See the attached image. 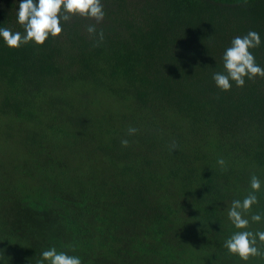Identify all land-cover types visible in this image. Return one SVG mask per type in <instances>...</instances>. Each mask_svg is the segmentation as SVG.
I'll use <instances>...</instances> for the list:
<instances>
[{
  "label": "trees",
  "instance_id": "1",
  "mask_svg": "<svg viewBox=\"0 0 264 264\" xmlns=\"http://www.w3.org/2000/svg\"><path fill=\"white\" fill-rule=\"evenodd\" d=\"M19 3L0 0V26L23 33ZM102 4L103 21L73 16L42 46L0 41V264L49 247L82 264H264L224 247L252 176L245 216L264 215V78H212L249 31L264 67V0Z\"/></svg>",
  "mask_w": 264,
  "mask_h": 264
},
{
  "label": "clouds",
  "instance_id": "2",
  "mask_svg": "<svg viewBox=\"0 0 264 264\" xmlns=\"http://www.w3.org/2000/svg\"><path fill=\"white\" fill-rule=\"evenodd\" d=\"M102 0H20L16 11V23L23 28L20 31H12L10 28L0 26V41L11 49H19L26 44L37 47L44 45L50 37H59L62 33V22L68 21L73 16L93 19L97 23L105 18ZM87 32L104 38L103 31L97 33L95 25H89ZM261 36L256 31H249L245 36H237L231 41V46L224 51L223 71L213 74L215 86L221 91H229L233 84L243 87L245 81L255 78H264V67L256 63L252 49L260 47ZM136 129L129 128V134H134ZM123 146L128 141L123 140ZM217 163L225 165L221 158ZM251 191L242 200L232 201L228 209V219L237 231L225 240L224 247L228 253L247 262L250 258L264 255L258 247V242L264 243V231H250V220L254 223L264 222V215L256 213L250 220L245 213L250 212L254 205L258 204V196L262 190V182L252 176L250 180ZM38 264H82V259L76 255H68L66 252L57 251L55 247H49L41 252Z\"/></svg>",
  "mask_w": 264,
  "mask_h": 264
}]
</instances>
